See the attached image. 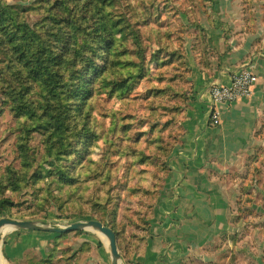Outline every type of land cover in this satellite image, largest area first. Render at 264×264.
I'll return each instance as SVG.
<instances>
[{
    "label": "trees",
    "instance_id": "obj_1",
    "mask_svg": "<svg viewBox=\"0 0 264 264\" xmlns=\"http://www.w3.org/2000/svg\"><path fill=\"white\" fill-rule=\"evenodd\" d=\"M10 1L0 0V116L8 110L15 119L19 166H0V218L25 220L54 204L59 218L77 214L111 227L123 254L128 224L119 220L117 182L127 189L137 164L157 161L139 141L164 149L158 133H181L193 94L186 46L191 37L193 51L213 44L202 23L213 0H32L25 8ZM244 178L239 217L251 201ZM26 189L33 198L19 203ZM25 202L31 209L21 211ZM141 220L131 218L139 231L149 226ZM85 233L92 234L52 233L49 243L57 247L49 244L47 258L28 256L26 264H80L92 250L90 242L74 248Z\"/></svg>",
    "mask_w": 264,
    "mask_h": 264
},
{
    "label": "crops",
    "instance_id": "obj_2",
    "mask_svg": "<svg viewBox=\"0 0 264 264\" xmlns=\"http://www.w3.org/2000/svg\"><path fill=\"white\" fill-rule=\"evenodd\" d=\"M213 3V14L202 19L213 44L193 51L191 37L186 46L192 98L166 159L168 172L149 226L123 243V254L119 249L123 264H264V0ZM244 66L258 75L251 95L217 104L220 123L213 125L210 85L230 84L232 73ZM241 174L252 185L244 189L251 201L239 217ZM86 232L92 234L75 244L90 242L92 250L81 255L80 264H110L105 241ZM54 236L10 228L2 255L11 264H26L32 255L47 258L43 248Z\"/></svg>",
    "mask_w": 264,
    "mask_h": 264
},
{
    "label": "rangeland",
    "instance_id": "obj_3",
    "mask_svg": "<svg viewBox=\"0 0 264 264\" xmlns=\"http://www.w3.org/2000/svg\"><path fill=\"white\" fill-rule=\"evenodd\" d=\"M31 1L32 0H11L10 3L25 8L31 5ZM187 8L189 9L190 7L188 6ZM30 17L32 19H36L37 15L32 14ZM109 104L113 105V99L109 100ZM95 113L99 120L101 121L108 120L107 117L101 114V111H95ZM14 126H15V119L12 116V114L8 110H6L0 116V166L10 162H14L17 166H19V160L16 158L17 157V146L15 144L16 134L10 133V128ZM158 134L162 136V145H164V149H160L157 146V144H151L146 140H141L137 144L139 149L143 150V152L145 151L147 155L151 157H156L157 161L150 165H143V163L137 164L135 166V169L138 170L134 172L135 173L134 176H132L130 181H128L129 183L127 189L122 188L121 182H117L116 185L117 186V189L115 190L116 201H117L116 206H119V220H122L124 224L126 223L128 224L126 235L119 241L122 245L126 239L127 240L130 239V237L133 238L134 234L136 233L138 235H140L141 233V231H139V228L132 225L133 222L131 221V218L136 217L142 219L140 221L141 225L145 223L146 217L147 220L149 221L150 210L154 205L153 203L155 202L157 195L156 190L158 191V188L162 186L161 184L164 177V172L167 169L165 163L171 151L170 148L171 144L174 142L176 136L178 139L180 132L178 130H175V128L173 129L168 128ZM35 143L38 144L39 140H36ZM112 157H117V156L112 155ZM112 167H113L114 175H117L118 171L116 170L115 162L112 163ZM130 168L132 167L129 166V169ZM151 190H154L153 194L152 192H150ZM30 194H31L30 189H26L22 193L17 194L16 199L17 201H19V203L21 201H25V199H32L33 197H31ZM82 207L89 208L90 206L89 204L88 205L83 204ZM17 209L18 207L15 206L13 211H16ZM19 209L21 211H25L31 209V205L29 202H25L22 206H20ZM58 214H59L58 208L56 207V205L52 204L46 210V212L43 211L42 213L36 216L27 217L26 220H33L39 223L49 224L53 226L66 225L67 223L78 220H90L89 217L79 216L77 214H73L70 217L59 218ZM5 217L13 218L10 215H5ZM63 240L66 241V239ZM131 240L132 239H130V241ZM108 245L109 244H107L106 246L110 251V247ZM50 246L53 248L57 247L52 243L50 244ZM78 247H79L78 243L77 245L74 244L75 249ZM43 250L45 253H47L48 247L43 248ZM32 253H35V251H32ZM31 257L36 260L41 259V257H39L38 255L37 256L32 255Z\"/></svg>",
    "mask_w": 264,
    "mask_h": 264
},
{
    "label": "water",
    "instance_id": "obj_4",
    "mask_svg": "<svg viewBox=\"0 0 264 264\" xmlns=\"http://www.w3.org/2000/svg\"><path fill=\"white\" fill-rule=\"evenodd\" d=\"M10 228L21 230H37L58 234L77 230L92 231L98 234L97 230H95L98 229L102 234V236H100L101 239L105 241L104 239L106 237L108 240L111 252V264H123V259L118 248V240L116 233L111 227L105 225L102 221L98 219L78 220L67 223L66 225L53 226L49 224L39 223L33 220H23L3 216L0 218V254H2L4 231Z\"/></svg>",
    "mask_w": 264,
    "mask_h": 264
},
{
    "label": "built area",
    "instance_id": "obj_5",
    "mask_svg": "<svg viewBox=\"0 0 264 264\" xmlns=\"http://www.w3.org/2000/svg\"><path fill=\"white\" fill-rule=\"evenodd\" d=\"M258 81V75L250 66H244L232 73L231 83H213L209 87L212 96V112L210 121L213 125L220 123V115L216 110L217 104L231 103L251 95L254 84Z\"/></svg>",
    "mask_w": 264,
    "mask_h": 264
},
{
    "label": "bare ground",
    "instance_id": "obj_6",
    "mask_svg": "<svg viewBox=\"0 0 264 264\" xmlns=\"http://www.w3.org/2000/svg\"><path fill=\"white\" fill-rule=\"evenodd\" d=\"M95 230H97L98 234H100L102 236V234L100 233V231L98 229H95ZM105 242L108 244V240L106 237H105ZM0 262H1V264H10L8 261H6V259L3 257L2 254H0Z\"/></svg>",
    "mask_w": 264,
    "mask_h": 264
}]
</instances>
